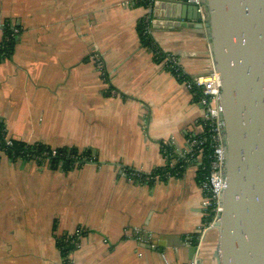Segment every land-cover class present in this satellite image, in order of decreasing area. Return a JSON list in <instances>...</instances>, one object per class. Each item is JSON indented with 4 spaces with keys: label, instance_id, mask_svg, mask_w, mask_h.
Returning <instances> with one entry per match:
<instances>
[{
    "label": "crops",
    "instance_id": "0c3cea01",
    "mask_svg": "<svg viewBox=\"0 0 264 264\" xmlns=\"http://www.w3.org/2000/svg\"><path fill=\"white\" fill-rule=\"evenodd\" d=\"M153 12L138 0H0V43L6 21L19 28L0 60L7 136L94 156L68 169L0 153V264H191L205 221L200 158L165 180L125 170L150 173L165 164L162 141L183 147L202 132V105L141 44ZM151 38L189 76L213 68L204 26L152 23Z\"/></svg>",
    "mask_w": 264,
    "mask_h": 264
},
{
    "label": "water",
    "instance_id": "95a60500",
    "mask_svg": "<svg viewBox=\"0 0 264 264\" xmlns=\"http://www.w3.org/2000/svg\"><path fill=\"white\" fill-rule=\"evenodd\" d=\"M201 2L200 12L186 0H156L152 6L155 26L207 28L213 60L207 73L214 70L221 81L222 210L188 248V259L264 264V0Z\"/></svg>",
    "mask_w": 264,
    "mask_h": 264
},
{
    "label": "built area",
    "instance_id": "2783aa9c",
    "mask_svg": "<svg viewBox=\"0 0 264 264\" xmlns=\"http://www.w3.org/2000/svg\"><path fill=\"white\" fill-rule=\"evenodd\" d=\"M156 0H146L147 5H145L149 10L152 8ZM186 2L197 6L198 11H201L202 2L201 0H186ZM140 21H142L145 30L143 33H148L151 35V15H145ZM12 28L14 34L19 33V28L8 23ZM153 57L159 58V64H161L169 72L174 70L178 75V71H181L179 60L177 57L168 51H164L158 46L154 50H151ZM98 68L102 69V61L95 58ZM173 75V74H172ZM174 76V75H173ZM183 84L187 89L191 90L196 88L198 92V101L202 105L203 114L200 119V125L202 128V134L204 130L210 134L209 146L203 149V139L200 137H194L185 141V146L178 147L175 145L172 139L164 140L160 143L163 158L165 164L170 167L176 166L179 162H182L177 168L172 171H166L163 175L157 174L155 176L145 177V181L152 179H164L171 177H177L180 174L179 167L187 166L192 163V161L199 157L200 163L198 164L197 171H200V187L202 190V200L201 207L204 210L205 221L201 226V233L217 222L220 218V213L222 210V195L226 188V181L224 178L223 168L225 161V150L224 142L222 138V125L220 121V114L222 113L221 104V81L218 74L213 70L207 74L193 75L190 76L188 80H183ZM5 143L7 146L11 145V139L6 136ZM172 146L174 148V154L169 153L167 147ZM50 155H57V148H50ZM44 155H49L44 153ZM41 164L48 165L47 157H39ZM71 167L82 166L86 163H91L94 161L93 154L90 156H71ZM164 164V165H165ZM139 171V170H137ZM141 172V171H140ZM128 179L135 180L139 177L138 174L134 172H127ZM63 242L67 245L75 243L74 235H67L64 237Z\"/></svg>",
    "mask_w": 264,
    "mask_h": 264
},
{
    "label": "trees",
    "instance_id": "16d2710c",
    "mask_svg": "<svg viewBox=\"0 0 264 264\" xmlns=\"http://www.w3.org/2000/svg\"><path fill=\"white\" fill-rule=\"evenodd\" d=\"M139 4L147 5L146 0H138ZM145 30V27L142 23V21H139L138 24V31L140 36L141 44L150 50H154L157 46L153 39L151 38V35L148 33H143ZM18 38V34H14L12 28L8 25V21L5 22L3 26V36L0 43V60L4 58L12 49L14 44L16 43ZM156 62H159V58L154 57ZM174 70H170V72L179 80L182 82L183 80H188L190 78L189 75L185 74L182 70L178 71V75L176 72H173ZM191 93L193 97L198 100V92L196 88H192ZM201 123V122H200ZM7 136L6 129L4 125L0 122V153L3 152L8 156L9 159L15 160L17 158H23V159H34L41 163L39 157H47L48 158V166L49 167H58L61 166V168H71V156L72 155H79V156H90L92 155V152L90 150H83V151H77L75 149H66V148H57V155L51 156L50 155V148L47 145L41 144V143H35V144H27L21 141H17L14 139H11V145L7 146L5 143V138ZM194 137H200L203 139V149L208 148L209 141H210V134L204 130L202 134L193 135V134H187V138L192 139ZM168 152L174 154V148L172 146L167 147ZM44 153H47L49 155H44ZM182 164V162H179L176 166L170 167L168 164H165L164 166L160 168L154 169L150 173H143L137 170H134L132 168H125V170L130 173L134 172L139 175V177L135 178V181L139 183L145 182V177L149 176H155L157 174L163 175L166 171H172L174 168H177ZM186 167V166H184ZM184 167H179L180 174ZM179 174V175H180ZM198 180L200 183V171H197ZM161 179H164L163 176H161ZM165 180V179H164ZM148 182H152L154 180L149 179L146 180ZM193 242L196 244L197 240H193ZM72 246H66L65 244L61 245L62 252L66 254V252L70 251Z\"/></svg>",
    "mask_w": 264,
    "mask_h": 264
}]
</instances>
